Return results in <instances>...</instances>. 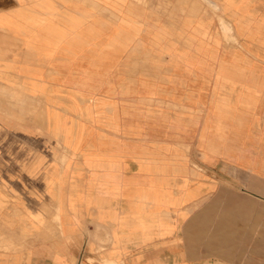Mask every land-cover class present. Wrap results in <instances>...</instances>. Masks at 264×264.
<instances>
[{
  "label": "crops",
  "instance_id": "0c3cea01",
  "mask_svg": "<svg viewBox=\"0 0 264 264\" xmlns=\"http://www.w3.org/2000/svg\"><path fill=\"white\" fill-rule=\"evenodd\" d=\"M207 1L0 0V264H264V0Z\"/></svg>",
  "mask_w": 264,
  "mask_h": 264
},
{
  "label": "rangeland",
  "instance_id": "374dc122",
  "mask_svg": "<svg viewBox=\"0 0 264 264\" xmlns=\"http://www.w3.org/2000/svg\"><path fill=\"white\" fill-rule=\"evenodd\" d=\"M140 1H143V0H140ZM199 3H200V5H199L200 9L207 11V7L209 5L208 1L207 0H199ZM165 5L168 6L169 14L175 13V7H176L175 0H168V4H165ZM211 7H210V9L213 10L214 9L213 6H211ZM88 260H91V259H88Z\"/></svg>",
  "mask_w": 264,
  "mask_h": 264
}]
</instances>
